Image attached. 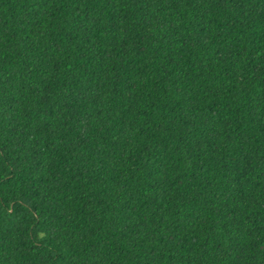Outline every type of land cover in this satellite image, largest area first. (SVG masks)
Returning a JSON list of instances; mask_svg holds the SVG:
<instances>
[{"label": "trees", "instance_id": "obj_1", "mask_svg": "<svg viewBox=\"0 0 264 264\" xmlns=\"http://www.w3.org/2000/svg\"><path fill=\"white\" fill-rule=\"evenodd\" d=\"M0 264H264V0H0Z\"/></svg>", "mask_w": 264, "mask_h": 264}]
</instances>
